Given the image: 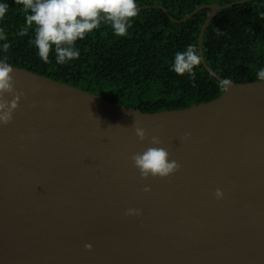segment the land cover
<instances>
[{"label": "water", "instance_id": "water-1", "mask_svg": "<svg viewBox=\"0 0 264 264\" xmlns=\"http://www.w3.org/2000/svg\"><path fill=\"white\" fill-rule=\"evenodd\" d=\"M248 1L181 20L160 6L137 11L183 24L208 9L198 53L220 82L204 61V32ZM11 75L22 95L0 125V264H264V82L142 113L25 69ZM149 147L167 149L177 171L142 178L132 156Z\"/></svg>", "mask_w": 264, "mask_h": 264}, {"label": "trees", "instance_id": "trees-1", "mask_svg": "<svg viewBox=\"0 0 264 264\" xmlns=\"http://www.w3.org/2000/svg\"><path fill=\"white\" fill-rule=\"evenodd\" d=\"M241 0H136L137 8L160 6L175 20H181L204 5L223 6ZM6 5L0 17V60L53 81L90 92L142 113L179 110L207 103L223 91L219 82L198 65L195 77L170 71L174 55L194 45L209 14L203 9L183 24L171 22L162 10L137 11L124 37H115L104 22L92 34L78 40L79 57L64 65L49 63L36 55L31 43L34 31L25 23L26 13L16 0ZM219 30V34L217 33ZM23 32V35H21ZM207 66L221 79L232 83L256 82L255 72L264 67V0H250L219 11L202 40Z\"/></svg>", "mask_w": 264, "mask_h": 264}, {"label": "clouds", "instance_id": "clouds-1", "mask_svg": "<svg viewBox=\"0 0 264 264\" xmlns=\"http://www.w3.org/2000/svg\"><path fill=\"white\" fill-rule=\"evenodd\" d=\"M26 13L25 23L34 31L31 41L36 49V55L44 63H49V54H54L55 63L64 65L79 57V49L75 47L78 40L98 29L101 22L106 23L115 37L127 35L131 22L137 16L136 0H16ZM6 5L0 3V17L5 13ZM219 34V30H217ZM23 35V32H21ZM4 39L0 34V40ZM9 45L4 43L0 48L7 51ZM201 57L194 45H187L185 50L175 53L170 71L177 76L187 74L195 77L194 69L200 65ZM13 67L5 60H0V125H7L13 119L22 94H18L11 75ZM257 81L264 82V67L255 72ZM232 85L230 78L219 82L222 91H227ZM5 94H11L13 99H5ZM136 135L143 140L144 129L136 127ZM153 145H159L158 137L152 138ZM134 166L142 178L168 177L177 171L179 165L171 160L167 149L149 147L142 153L132 156ZM145 191H149L145 187ZM216 198H222L223 192L217 189ZM127 214L139 215V210L129 209ZM87 249L91 245H85Z\"/></svg>", "mask_w": 264, "mask_h": 264}]
</instances>
